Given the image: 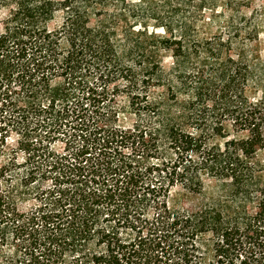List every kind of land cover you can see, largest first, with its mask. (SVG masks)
Masks as SVG:
<instances>
[{"label": "trees", "instance_id": "trees-1", "mask_svg": "<svg viewBox=\"0 0 264 264\" xmlns=\"http://www.w3.org/2000/svg\"><path fill=\"white\" fill-rule=\"evenodd\" d=\"M179 1L0 0V264H264V183L248 159L264 144V58L234 55L253 32L244 3L191 0L175 32ZM227 10L224 35L187 38ZM166 51L177 74L206 59L182 102L176 83L151 97ZM207 181L232 187L194 212L173 201L179 187L204 197Z\"/></svg>", "mask_w": 264, "mask_h": 264}, {"label": "rangeland", "instance_id": "rangeland-1", "mask_svg": "<svg viewBox=\"0 0 264 264\" xmlns=\"http://www.w3.org/2000/svg\"><path fill=\"white\" fill-rule=\"evenodd\" d=\"M141 0H133L134 3H138ZM156 3L159 0H154ZM239 3H244V7L240 10L241 14L243 15L246 21V29L251 32V40L248 41L246 38H242V40H236L234 43L237 45L235 49L234 55L237 56L239 53L238 51L240 48L246 47L247 54L254 55V56H261L264 58V0H237ZM195 6L196 4L191 0H180L178 3L176 2L175 7L171 11V17L174 20V24L176 25L175 32H178V27L183 25V28L188 30L192 23V17L195 13ZM7 14V10L3 11L2 15ZM231 12L221 11L219 15L209 14L206 15L205 18L198 19V23L195 26V31L187 32V38L189 40L195 38L198 39L202 43L206 38H211L214 36L224 35L226 32V27L228 24V17L230 16ZM62 23V19L58 18L56 20V25ZM179 23V25L177 24ZM154 22L150 24L149 28L151 31L154 29ZM158 35H165V32L162 28L156 29ZM188 40V41H189ZM173 53L171 51H166L162 53L163 58V70L168 75L167 83L163 82V85H155L151 89V97L153 99H159L162 95L165 96L167 93L169 86L175 85L176 83L179 91L181 94L179 95V101L182 102L185 99L184 87L181 86V82L186 83L191 81V77L186 78V73H194L196 69H199L203 64L206 63L205 57H198L195 56L194 53L181 61L183 64L181 67V72L176 73V66L173 60ZM193 77V75H192ZM193 80V79H192ZM197 81V80H196ZM160 86V87H159ZM120 106L125 109V116L121 118V125L122 126H130L132 121L134 120L133 117L130 115V110L127 107V101L124 98L117 99ZM127 119V120H126ZM17 138H13L9 143V147L17 146ZM62 142H58L54 145V149L57 151L62 152V149H65V146L62 145ZM249 161L253 163H258L261 166V181L264 183V144L258 147L255 153L248 157ZM231 182H216V181H207L205 186V196L199 197L197 195H191L185 192L183 189L176 188L172 193V199L175 203L180 202V206L183 207L186 211H196L201 204L206 201L212 199L216 195H226L229 190H231Z\"/></svg>", "mask_w": 264, "mask_h": 264}]
</instances>
